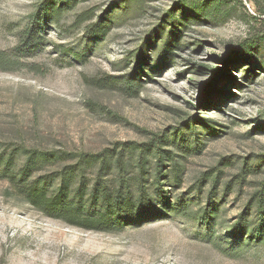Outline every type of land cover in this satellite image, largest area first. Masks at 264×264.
<instances>
[{"label": "rangeland", "instance_id": "1", "mask_svg": "<svg viewBox=\"0 0 264 264\" xmlns=\"http://www.w3.org/2000/svg\"><path fill=\"white\" fill-rule=\"evenodd\" d=\"M118 1L80 0L58 26L41 21L44 39L30 51L19 38L41 0H0V154L157 142L203 118L216 133L199 135L200 147L160 145L179 163L177 174L166 166L165 188L196 209L218 177L220 218L206 228L170 212L118 232L85 231L25 203L0 164V264H264V241L239 248L224 231L264 181V15L251 0H230L224 20L181 23L167 16L175 0H131L124 10ZM106 12V36L86 37V25ZM252 40L255 60L241 61L238 44ZM140 50L147 55L137 63ZM128 81L134 92L122 88ZM23 161L18 155L16 168Z\"/></svg>", "mask_w": 264, "mask_h": 264}, {"label": "trees", "instance_id": "2", "mask_svg": "<svg viewBox=\"0 0 264 264\" xmlns=\"http://www.w3.org/2000/svg\"><path fill=\"white\" fill-rule=\"evenodd\" d=\"M79 1L41 0L37 9L39 15H34L20 34V49L31 51L36 48L44 39L41 35V21L58 26L60 14L75 7ZM251 1L256 12L264 15V0ZM130 3L131 0H119L115 9L124 10ZM174 4L176 8L170 9L167 16L181 23L190 17L209 21L224 20L234 10L230 0H175ZM176 10L181 11L179 16ZM111 16L106 12L87 24L85 36L93 39L105 37ZM92 17H84L81 21H89ZM254 43L255 40L240 42L236 50L237 58L244 62L254 61V55L249 49V45ZM146 55L140 50L136 57L137 63L144 61ZM135 73L138 75V72ZM136 85L128 81L122 88L134 92ZM196 120L199 125L194 123ZM213 124L194 117L175 128L165 140L140 144L116 142L98 152L13 149L9 153L0 154V164H3L4 176L10 181L17 196L40 214L71 227L85 231L118 232L173 212L182 213L199 225L212 228L220 218L221 208L215 200L218 177L213 178V186L203 207L194 209L184 196L173 201L164 180L166 166H170L177 174L178 155L160 145L173 144L174 151L178 152L200 147L202 143L199 135L216 133ZM191 136L194 137L192 141L189 140ZM18 155H23L24 161L16 168ZM150 157L154 161L152 173L148 170ZM47 166L54 168L44 171ZM224 231L227 233L225 238H228L225 241L239 248L252 241H264V181L253 193L245 209L231 224L224 227Z\"/></svg>", "mask_w": 264, "mask_h": 264}]
</instances>
